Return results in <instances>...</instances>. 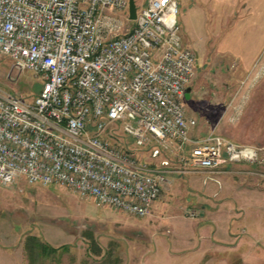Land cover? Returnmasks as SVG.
I'll list each match as a JSON object with an SVG mask.
<instances>
[{
  "label": "built area",
  "instance_id": "obj_1",
  "mask_svg": "<svg viewBox=\"0 0 264 264\" xmlns=\"http://www.w3.org/2000/svg\"><path fill=\"white\" fill-rule=\"evenodd\" d=\"M176 13L175 0H146L122 30L127 0H0V56L41 80L31 101L0 93V185L57 183L142 217L165 171L120 144L123 135L179 152L192 172L258 161L252 146L193 134L182 99L196 58Z\"/></svg>",
  "mask_w": 264,
  "mask_h": 264
},
{
  "label": "rangeland",
  "instance_id": "obj_2",
  "mask_svg": "<svg viewBox=\"0 0 264 264\" xmlns=\"http://www.w3.org/2000/svg\"><path fill=\"white\" fill-rule=\"evenodd\" d=\"M145 1L133 0L135 9ZM188 6L192 7L186 11ZM176 7L181 40L196 53L189 98L182 99L185 116L195 119L194 131L198 129L200 136L213 130L256 148L258 161L253 169L240 164L231 165L227 172H178L181 166L174 154L179 152L156 145L136 147L132 138L123 135L120 144L148 165L165 171L161 164L168 161L165 182L142 217L98 205L91 197L57 183L29 184L20 178L0 185V230L15 232L17 242L33 235L54 249L38 256L33 264H219L210 256L213 250L209 247L214 243H218L215 251L228 254L227 264H264L258 261L264 259V249L253 248V254L259 256L254 259L241 255V248L236 249L237 254L229 247L225 250L221 247L228 242L212 238L211 221L196 206L194 183L201 178L214 183L209 193H227L240 188L241 179L248 176L238 169L255 171L249 174L255 181L264 178V169L257 171L258 163H264V49L253 56L261 47L264 32L253 31L257 23L250 18L251 23L234 24L232 15L228 22L220 23L217 0H178ZM133 21L122 23V30ZM40 84L38 76L15 68L7 57L0 56V93L31 101ZM184 240L183 246L177 244ZM201 244L204 254H196V246Z\"/></svg>",
  "mask_w": 264,
  "mask_h": 264
},
{
  "label": "crops",
  "instance_id": "obj_3",
  "mask_svg": "<svg viewBox=\"0 0 264 264\" xmlns=\"http://www.w3.org/2000/svg\"><path fill=\"white\" fill-rule=\"evenodd\" d=\"M175 1L177 2L178 0ZM217 1L221 4L219 11L220 23L228 22L227 17L229 16L230 18L233 15L235 17H233L232 19L230 18L232 20V23L243 24V23L253 22L255 25L257 23V26L255 29H253V31L255 30L257 32L258 30V33H261V31L264 32V0H217ZM191 7L192 6H188L186 11L187 10L189 11ZM209 7L212 8L211 11L214 12L213 10L214 6L211 5ZM249 18L250 20H252L251 22L247 20ZM260 40H261L260 43L261 47L259 48V50L257 49L253 53V56L255 55L257 56L264 49V44H263L264 36H262ZM182 44H184L183 41ZM191 48L193 49V47ZM195 58H196V53H195ZM195 66H196V61H195ZM194 129L195 127H193L192 131H194ZM194 132L193 134L196 135H199L200 133L198 129ZM176 162L178 163L177 165L181 166V167L179 166L180 169H178V172H181V170L184 172L187 171L184 170L185 168L180 164L178 160H176ZM166 163H168V161H162L161 165H165L164 166L165 171H168L166 170L168 167ZM240 164H242L243 166L244 164L245 166L251 165L249 167L253 169V163L237 162V163L224 165L223 166V168L225 169L224 172L229 171L231 169V165L238 166ZM258 164L261 165H258L257 171H259L260 169L263 170L264 163H258ZM247 169L248 168L246 169L244 168L241 170L238 169L242 173H247L245 174V176L247 175L248 176L241 179L243 183L240 188H234L233 191L227 193L224 191L221 192L216 191L209 193L208 189H210L211 186L214 185V183H211L210 181H206L201 178L196 179L194 181L196 185L195 202H197L196 203L197 209L200 210L201 213H204V216L205 217L207 216V218H209L211 221L210 224H212L211 230L213 234L212 238L216 240L217 239L221 240V242H223L224 244L228 242L227 245H224L221 248H225V250H227V248L229 247L228 250L231 252L234 251L236 254H237L236 249L241 248L242 249L241 255H245L247 257L252 256L255 259L258 258L259 256L253 254V248L260 247L261 249H264V178L255 181V178L249 176V174H255V171H251ZM20 178L25 180L23 177H17L15 179H20ZM155 200L151 203V206H153ZM203 218L204 217L200 218L201 222ZM201 228L204 229L203 226ZM202 229L201 232H203ZM17 239L18 237L15 232L12 233L3 232L0 230V264L26 263V259H25L26 255H24L25 251L23 247V241L17 242ZM186 240H184L183 243L177 242V244L183 246L185 243H187ZM217 244L218 243L211 244V247H209L210 250H213L211 251L212 253L210 254L211 259L212 258L214 259L216 257L219 264H227L228 254L215 251ZM203 246L204 245L202 244L196 246L198 250L194 252H196V254L197 253L204 254V252L202 251L204 249ZM258 261H264V259Z\"/></svg>",
  "mask_w": 264,
  "mask_h": 264
},
{
  "label": "trees",
  "instance_id": "obj_4",
  "mask_svg": "<svg viewBox=\"0 0 264 264\" xmlns=\"http://www.w3.org/2000/svg\"><path fill=\"white\" fill-rule=\"evenodd\" d=\"M23 247L28 264H33L38 256L44 257L47 252L54 249L43 242H39L33 235H27L23 239Z\"/></svg>",
  "mask_w": 264,
  "mask_h": 264
},
{
  "label": "water",
  "instance_id": "obj_5",
  "mask_svg": "<svg viewBox=\"0 0 264 264\" xmlns=\"http://www.w3.org/2000/svg\"><path fill=\"white\" fill-rule=\"evenodd\" d=\"M135 5L133 0H127V19L128 20H134L135 19ZM190 87L187 86L184 90L183 97L184 99H187L189 96Z\"/></svg>",
  "mask_w": 264,
  "mask_h": 264
}]
</instances>
